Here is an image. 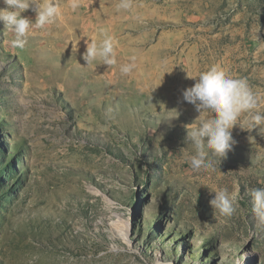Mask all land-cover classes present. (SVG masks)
<instances>
[{
	"label": "rangeland",
	"instance_id": "rangeland-1",
	"mask_svg": "<svg viewBox=\"0 0 264 264\" xmlns=\"http://www.w3.org/2000/svg\"><path fill=\"white\" fill-rule=\"evenodd\" d=\"M56 2L23 49L0 22V264H264L248 194L264 187V133L235 126L215 170H194L200 116L182 96L215 65L264 113V0ZM101 29L113 65L82 58ZM221 187L240 191L230 218L209 205Z\"/></svg>",
	"mask_w": 264,
	"mask_h": 264
},
{
	"label": "clouds",
	"instance_id": "clouds-1",
	"mask_svg": "<svg viewBox=\"0 0 264 264\" xmlns=\"http://www.w3.org/2000/svg\"><path fill=\"white\" fill-rule=\"evenodd\" d=\"M5 7L0 8V22L10 28L15 38L10 41L11 47L23 49L27 43L30 29L44 28L53 24L61 15V8L56 0H2ZM72 9L79 7L78 0H72ZM120 9L132 7L131 0H120ZM35 12V20L22 15L26 10ZM101 39L93 40L86 47L82 58L92 64L99 60L104 65L116 63L114 38L106 29L100 30ZM133 63L123 64L120 71L129 74ZM192 78L194 83L182 91L183 100L194 106L200 116L198 126L187 128L184 142L191 143L194 151L190 155L191 167L194 170H215L214 162L209 159V152L215 157L226 158L229 150L236 143L232 129L239 125L242 130L257 134L264 133V113L258 110V98L243 78L230 77L218 66L212 65L206 71ZM203 114V115H201ZM242 114H247L242 121ZM214 196L209 200L210 207L223 217L230 218L236 211L240 199L239 188L229 190L221 187L210 191ZM253 202V213L258 225L264 226V187L252 188L248 193Z\"/></svg>",
	"mask_w": 264,
	"mask_h": 264
},
{
	"label": "bare ground",
	"instance_id": "bare-ground-1",
	"mask_svg": "<svg viewBox=\"0 0 264 264\" xmlns=\"http://www.w3.org/2000/svg\"><path fill=\"white\" fill-rule=\"evenodd\" d=\"M67 11V10H66Z\"/></svg>",
	"mask_w": 264,
	"mask_h": 264
}]
</instances>
